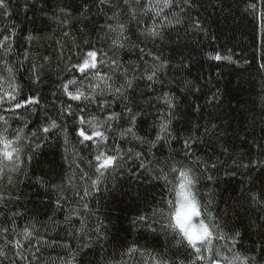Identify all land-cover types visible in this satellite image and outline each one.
<instances>
[{"label": "trees", "instance_id": "obj_1", "mask_svg": "<svg viewBox=\"0 0 264 264\" xmlns=\"http://www.w3.org/2000/svg\"><path fill=\"white\" fill-rule=\"evenodd\" d=\"M6 2L11 16L0 12V29L14 33L15 38L10 41V55L0 49V61H7L14 76L4 71L0 63V75L5 77L0 80V95L11 92L15 85L21 103L32 96L40 101L15 113L7 110L11 106L7 97L0 103V116L7 121L0 120V130L8 128L10 136H14L23 128L18 145L23 149L22 170L8 173L13 176L11 186L6 179L0 182V194L9 201L0 212V222L5 213L9 220L13 212L20 214L15 216L14 223H0V227L15 228L16 232L29 227L33 231L30 243L15 237L26 244L23 255L28 257L18 264H69L73 257V264H155L154 257L173 259L172 254L178 251L175 241L165 234L159 222L161 217L153 216V212L166 209L164 202L174 199L171 189L179 173H169L165 168V182L152 178L157 172H149L163 167L165 160L169 164L176 162L177 169L192 167L200 177L196 194L217 217L222 234L228 238L215 241V246L231 255L227 247H231L230 241L235 237L234 251L251 255L255 249V255L261 257L264 69L260 65L264 63V29L257 16L246 10L251 0H192L193 7L186 13L165 10L170 18L171 12H178L182 23L158 29L161 36L156 38L142 35L152 21L141 17L138 24L123 0H106L103 5L100 0ZM85 7L89 11L84 12ZM132 7L139 16L140 9L135 4ZM261 7L257 3L258 10ZM197 21L199 28L195 26ZM109 23L128 27L123 49L113 50L110 40L105 38ZM29 36L33 39L29 40ZM89 46L107 53L103 57L107 65L112 59L122 64L116 70L121 78L113 75L116 84L123 82L125 69L128 79L135 77L134 90L127 93L130 101L112 100L106 95L108 103L104 107L99 106L103 99L99 103L84 102L88 105L85 115L89 120L96 117L103 121L113 112L123 113L110 122L109 143L88 148L72 131L76 122L63 116L59 120L65 131L57 130L47 139V134L38 132V137L33 138L31 132L44 126L46 118L57 117V109L65 106L60 84L66 77L79 75L71 71V66L86 55ZM217 53L232 59H212ZM153 56L160 59L153 60ZM32 64L36 66L39 83L32 82ZM99 70L101 75L113 74L109 66H99ZM153 70V81L140 79ZM90 83L98 82L84 80L86 93L91 92ZM166 97L172 100L173 107H168ZM78 103L72 102L77 114ZM125 104L137 114L135 131L147 144L142 145L130 136L121 139L120 133L129 126ZM169 120L171 136L165 134V141L150 148L159 124ZM185 139L195 141L188 156L183 149ZM37 143L41 145L38 149ZM113 145L124 154V160L118 161L122 167L99 177L93 157L97 151H112ZM129 148L133 153L143 150L147 155L137 159L127 154ZM141 163L146 165L145 169L138 167ZM208 176L212 179L208 180ZM141 216H147L148 221H141ZM8 238L13 236L9 234ZM0 247L7 252V259L0 258V264H13L14 249L5 246L3 237ZM133 247L138 251L127 254ZM178 258L183 259L182 249Z\"/></svg>", "mask_w": 264, "mask_h": 264}, {"label": "snow or ice", "instance_id": "obj_2", "mask_svg": "<svg viewBox=\"0 0 264 264\" xmlns=\"http://www.w3.org/2000/svg\"><path fill=\"white\" fill-rule=\"evenodd\" d=\"M110 3V0H107ZM100 3L103 5L106 3V0H100ZM125 8L129 9V13L133 19L137 20V23H140L141 17H147L148 20L152 21L150 27H146V31L142 35H146L151 38H156L161 36V31L158 29H163L166 25L175 27V25L181 24L182 20L179 18V13H186L187 10H190L193 7L192 0H156L153 3V0H123ZM257 3L262 7L258 10ZM135 4L136 7L140 9L139 16L135 8L132 5ZM8 3L6 0H0V12L5 17H10L11 13L8 11ZM168 9H179V13L176 11L171 12V18L169 14L165 11ZM246 10L251 11L257 18L261 21V27L264 29V0H251L247 3ZM63 11V9H61ZM84 12L89 11L87 7L83 9ZM115 17H109V20H113ZM158 21V23H157ZM66 23V22H65ZM195 26L200 27L198 21ZM108 33H105V38L110 40L111 47L113 50L116 48L123 49L125 42L128 40V37L125 33L129 30L128 27L123 23H116L113 25L109 23L107 25ZM114 34V35H110ZM65 36L68 33H64ZM15 38L14 33H6L5 29H0V49L4 51L5 54L10 55L12 50V43L10 42ZM29 40L33 37L29 36ZM87 43V41H85ZM90 50H87L86 55H81L75 64L71 66V71L73 73H79V75H73L71 77H66L65 80L60 84V92L66 97L65 106L62 109H57L58 116L55 118H46L47 123L44 126H41L37 131L31 132L33 138L38 137L39 133L47 134L44 139L48 138V135L55 134L57 130L65 131L64 125L60 122L59 117L63 116L65 119H72L76 123L73 125L72 131L79 138V142L85 144L88 148H92L94 144L97 146L100 143L107 145L109 143V137L107 133L110 131L112 125L111 121L119 119L123 116V113L113 112L109 114L105 120H98L96 117L92 119H87L85 113L87 111L88 103H99L100 99H103V104H100V107H104L108 103V99H104L107 95L108 98L112 100L120 99L122 102L130 101L131 97L127 95L130 91L134 90V79L127 78V70H124L123 82L116 84L113 79V75H116L117 79L121 77L117 75L116 70L122 67V64L118 62L117 59H112L110 65H107L104 58L107 56L106 52H101L99 49L93 48L91 46ZM139 51L144 53V49L140 48ZM151 55V53H148ZM27 56H25V59ZM45 60L48 57H44ZM153 60H159L158 56H153ZM212 59L216 61L228 60L231 61V56H225L217 53ZM3 63L4 71H6L10 76H14L13 68L8 65L7 61H0ZM99 66H109L113 69V74L109 75L105 73L104 75L100 74ZM261 69H264V63L260 65ZM29 71L33 73L35 77L34 81L30 77V81L39 83L40 77L37 74L36 66L34 64L30 65ZM156 77V71L153 70L151 74L144 77L143 75L140 79H147L148 81H153ZM5 79L0 75V80ZM95 80L98 83L91 84V92L86 93L83 86V81ZM12 91H4L3 95H0V103L5 101V97L8 98V103L10 107L7 109L9 112L15 113L17 110L25 106L38 105L39 99L35 96L24 98V102L21 103L17 99V94L19 89L12 85ZM99 89V91H97ZM76 108L79 111H73L72 102H77ZM166 104L169 108L173 107L171 99L166 97ZM125 110L129 113L128 116V127L120 133L122 140L127 137H131L133 140L140 142L142 145L147 144L143 138L138 136L135 131L137 114H133V109L128 107L125 104ZM0 120H5L3 116H0ZM7 121L5 120V123ZM171 121H162L159 124L158 131L156 132L155 140L151 141L150 148H156L158 144L166 140V135L171 136L169 132V126ZM88 125L86 128L85 125ZM23 128L18 129L14 136H10L9 129L4 128L0 130V182L7 180L8 186L13 184V176L8 173H14L22 170V165L24 160L22 159L23 149L19 147V141L22 138ZM175 139V137H172ZM195 141H190V139H185L183 141V149L185 150V155H191V149ZM39 143L36 144V149L40 148ZM33 152L35 149L32 150ZM128 155H134L135 158L139 159L141 156H146L143 150L133 153V150L129 148L127 150ZM124 154L122 150L113 145L112 151H97L93 157L95 161L96 172L99 173V177L105 175L110 169H116L117 167H122L121 164H118V161L124 160ZM28 160L31 157H27ZM197 163L199 158H197ZM159 163V161L157 162ZM163 167L159 169H151L152 171L157 172L156 176H153V179H163L165 182H168V175L165 174V168L168 169L169 173H179L177 178V183L172 185L171 191L175 193V197L172 200L165 201L167 205L165 208H160L153 212V216H160L161 220L159 221L162 225V229L165 234L171 236L175 241V246L178 249L177 252H174L173 259H157L155 264H261V260H264V246L261 247V257L255 255V249L252 250L253 254L244 255L239 251H234L236 247L235 237L230 241L231 247H227L228 252H231V255H226L224 252L215 246V241L217 240H226L228 239L225 235L222 234L220 230V225L217 222V217L208 210V207L202 204L201 200L196 194V186L200 181V177L195 174V171L192 167H181L177 169L176 162L169 164L167 160L163 162ZM139 168L145 169L146 165L141 163L138 165ZM214 168L215 165L213 164ZM247 167V165L245 166ZM94 180L93 186H95L98 181ZM208 180H211L212 177L208 176ZM42 182V181H41ZM83 195H88V192L85 191ZM9 201L5 199L3 194H0V212H2L3 207L7 205ZM57 206L60 205V201L57 200ZM211 204V201H209ZM87 208V204L84 205ZM20 215L19 213L13 212V218L9 220L7 214H4V220L0 223L9 224L15 222V216ZM141 221L147 222V216L139 217ZM166 221V222H165ZM155 222V221H154ZM34 227V226H33ZM150 227V230L155 232L154 227ZM82 230V229H81ZM99 231V229H97ZM9 234L13 236L12 239H9ZM239 233H236L238 236ZM33 236V231L29 227H25L21 232H16L15 228H10L7 226L0 227V237L4 238V244L7 247L14 249V255L16 260L13 261V264H18V261H23L28 259L23 255V250L26 247L25 243L21 242V239L15 237H22L23 241L30 243V238ZM183 250V259H179V250ZM38 250V249H37ZM138 251L137 248L133 247L128 249L129 255ZM0 258L7 259V252L3 247H0ZM73 260L69 264H73Z\"/></svg>", "mask_w": 264, "mask_h": 264}]
</instances>
